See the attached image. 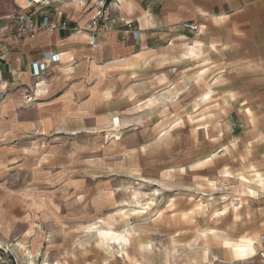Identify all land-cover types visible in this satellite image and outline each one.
Wrapping results in <instances>:
<instances>
[{
  "label": "clouds",
  "instance_id": "1",
  "mask_svg": "<svg viewBox=\"0 0 264 264\" xmlns=\"http://www.w3.org/2000/svg\"><path fill=\"white\" fill-rule=\"evenodd\" d=\"M0 264H264V0H0Z\"/></svg>",
  "mask_w": 264,
  "mask_h": 264
}]
</instances>
